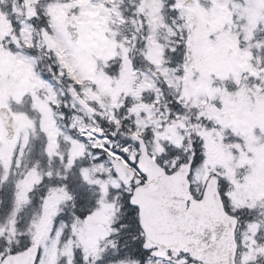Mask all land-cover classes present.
Returning <instances> with one entry per match:
<instances>
[{
	"label": "snow or ice",
	"instance_id": "6c2138e0",
	"mask_svg": "<svg viewBox=\"0 0 264 264\" xmlns=\"http://www.w3.org/2000/svg\"><path fill=\"white\" fill-rule=\"evenodd\" d=\"M0 264H264V0H0Z\"/></svg>",
	"mask_w": 264,
	"mask_h": 264
}]
</instances>
